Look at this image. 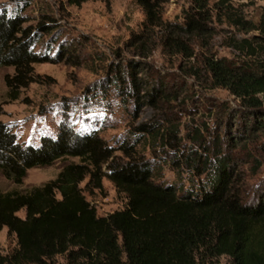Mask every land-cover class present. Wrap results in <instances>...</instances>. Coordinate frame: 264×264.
Masks as SVG:
<instances>
[{"label": "trees", "instance_id": "obj_1", "mask_svg": "<svg viewBox=\"0 0 264 264\" xmlns=\"http://www.w3.org/2000/svg\"><path fill=\"white\" fill-rule=\"evenodd\" d=\"M87 1L93 0L68 3L79 6ZM167 1L135 0L144 13L143 26L163 29L161 41L170 53L187 52L183 37L204 48L200 42L213 33L214 21L252 33L227 38L226 46L238 54L237 59L206 58L204 66L213 87L227 90L239 101L234 113H226V121L238 127L233 148L254 143L264 133V14L254 22L235 13L228 4L231 0L212 5L211 0H190L182 24L170 25L162 20ZM23 12L18 6L0 10V68L13 69L5 77L13 99L32 82L33 65L53 62L49 51H35L39 35L48 27L25 26ZM161 89L154 87L151 95ZM154 134L143 124L132 132V143L111 147L96 130H75L67 119L35 144L20 142L12 127L0 121V175L15 185L32 168L78 159L42 187L0 191V232L6 228L16 238L12 253L0 252V264H56V257H64L66 264H206L221 257L231 264H264V180L247 192L244 176L237 173V158L216 141L210 156L194 157L190 150L184 159L198 177L204 176L199 183L191 182L182 190L156 184L150 164L136 156ZM116 152L123 155V162H116ZM103 177L126 204L97 216L79 185L87 179L86 185L100 188Z\"/></svg>", "mask_w": 264, "mask_h": 264}, {"label": "rangeland", "instance_id": "obj_2", "mask_svg": "<svg viewBox=\"0 0 264 264\" xmlns=\"http://www.w3.org/2000/svg\"><path fill=\"white\" fill-rule=\"evenodd\" d=\"M216 1L211 0V5ZM190 4V0H168L162 7L163 22L182 24V12ZM228 4L243 19L256 22L264 14V0ZM16 6L24 9L25 26L35 29L42 23L48 27L39 35L35 51H49L53 60L33 65L32 82L16 92V99L5 85L13 69L0 68V121L12 127L20 142L37 144L41 136L55 133L59 123L68 119L75 130L94 129L107 145L115 147L119 142L132 143L134 129L146 124L155 134L137 149L136 156L150 164L156 184L182 190L191 182L199 183L204 176L198 177L184 159L190 150L194 157L210 156L216 141L237 158V173L244 176L247 192L264 180V133L254 143L233 148L238 127L226 121V113H234L239 101L227 90L213 87L204 66L206 58L237 59L238 54L226 46L227 38L252 33L214 21L213 33L200 42L204 48L194 47L190 37H183L187 52L174 54L163 47V29L143 26L144 13L135 0H93L79 6L68 0H0V10ZM115 80L119 82L114 84ZM158 86L163 89L152 96ZM115 160L123 162L124 157L116 152ZM77 162L65 158L48 167L32 168L20 185L0 175V191L42 187L64 166ZM86 183L87 179L79 185L80 192L97 216L125 207V197L105 177L100 188ZM19 215L23 217V212ZM15 247L16 238L3 228L1 254H10ZM55 262L66 264L64 257H56ZM206 264L231 261L221 257Z\"/></svg>", "mask_w": 264, "mask_h": 264}]
</instances>
